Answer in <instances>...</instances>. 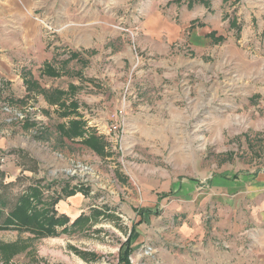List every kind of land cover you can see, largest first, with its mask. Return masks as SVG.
<instances>
[{"label":"rangeland","instance_id":"1","mask_svg":"<svg viewBox=\"0 0 264 264\" xmlns=\"http://www.w3.org/2000/svg\"><path fill=\"white\" fill-rule=\"evenodd\" d=\"M0 169L89 206L0 264H110L143 210L159 264H264V0H0Z\"/></svg>","mask_w":264,"mask_h":264},{"label":"trees","instance_id":"2","mask_svg":"<svg viewBox=\"0 0 264 264\" xmlns=\"http://www.w3.org/2000/svg\"><path fill=\"white\" fill-rule=\"evenodd\" d=\"M76 55V53H74ZM72 54V55H74ZM77 126L82 124L81 120L72 121ZM91 141L94 137H90ZM89 139L86 142H91ZM11 153L17 155L16 165L21 168V172L30 171L33 174L38 172V167L35 160L26 155L22 150H12ZM5 172L0 169V228L6 227H19L25 229H36L38 234L44 235H57L58 232L55 227L64 225L68 222V218L64 215L56 216V212L52 209L59 197L50 201V203H43V193L39 185H27L22 188V191L14 192L13 188L16 184H23L27 178L23 174L15 178L14 181H5ZM67 194H72L69 191ZM77 223V220L72 224ZM65 228L62 227V230ZM2 248V247H1ZM12 256L17 254V250L20 248L12 245H4L3 252L9 251ZM16 251V252H15ZM129 247L126 246L123 251L122 260L127 261V255L129 253ZM4 252V255H7ZM9 253V252H8ZM84 256L86 253H79ZM20 257V255H18ZM7 257V256H5ZM17 257V255H15Z\"/></svg>","mask_w":264,"mask_h":264},{"label":"crops","instance_id":"3","mask_svg":"<svg viewBox=\"0 0 264 264\" xmlns=\"http://www.w3.org/2000/svg\"><path fill=\"white\" fill-rule=\"evenodd\" d=\"M218 184L212 186L215 187L219 191V195H224L223 189L227 188V184ZM221 187V188H220ZM223 188V189H222ZM213 191V190H212ZM142 192L144 193V209H149L150 205H153L155 203V200L157 198L158 200V195L156 192H152L153 194H150L151 191H148L144 186L142 187ZM87 198L84 194H80L78 192L66 196L64 199H59L56 203L55 210L56 214L58 215H64L67 216L69 219L68 223H72L74 219H77L81 214L85 215L86 210L88 209L89 206H87ZM157 202V201H156ZM154 206V205H153ZM142 217H140L138 220L142 221L140 225H143L142 227V232L134 233L131 232L133 230L132 228L129 231V234L127 235L125 245L129 247V253L127 255V261L122 260L123 258V251H124V245L122 243L123 239L119 240V243H117V246H121V249H112L111 251L113 252L111 263L110 264H150L147 261L148 260H153L154 263L159 264L162 259V254L165 253L164 250H160L161 248L159 247L158 243L160 244L161 242L158 241V239H155L151 235H145L144 232L148 231V228L150 230L154 229L155 223L154 220L151 222H146L147 219L144 218L145 215V210L141 213ZM143 223V224H142ZM70 225V224H69ZM139 226V225H138ZM201 223L199 219L194 215L190 221H186L182 223L179 227V231L184 235V237L187 238H193L198 232H201ZM184 230V232H183ZM133 234V235H132ZM121 241V242H120ZM150 247V250L148 252L147 256H142L143 254L140 253L141 249H144L145 247ZM141 247V248H140ZM117 251V252H116ZM136 252V254H135ZM87 255H92V258H96L94 254H88ZM135 254V255H134ZM81 258H84V256L80 255ZM86 256V255H85ZM129 257L133 259V262L129 260ZM103 258V257H101ZM108 259V258H107ZM107 259L104 261H107ZM108 263V262H107ZM105 262V264H107ZM109 264V263H108Z\"/></svg>","mask_w":264,"mask_h":264},{"label":"built area","instance_id":"4","mask_svg":"<svg viewBox=\"0 0 264 264\" xmlns=\"http://www.w3.org/2000/svg\"><path fill=\"white\" fill-rule=\"evenodd\" d=\"M131 33V32H130ZM129 260L131 261V262H133V259L131 258V257H129Z\"/></svg>","mask_w":264,"mask_h":264}]
</instances>
